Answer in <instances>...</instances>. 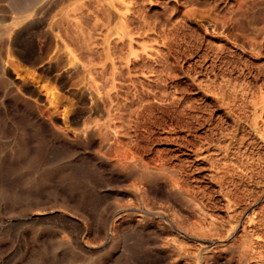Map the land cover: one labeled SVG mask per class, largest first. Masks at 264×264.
Masks as SVG:
<instances>
[{"label":"rangeland","instance_id":"1","mask_svg":"<svg viewBox=\"0 0 264 264\" xmlns=\"http://www.w3.org/2000/svg\"><path fill=\"white\" fill-rule=\"evenodd\" d=\"M263 136L264 0H0V264H264Z\"/></svg>","mask_w":264,"mask_h":264},{"label":"bare ground","instance_id":"2","mask_svg":"<svg viewBox=\"0 0 264 264\" xmlns=\"http://www.w3.org/2000/svg\"><path fill=\"white\" fill-rule=\"evenodd\" d=\"M215 68V67H214ZM213 71V70H212ZM218 75V74H217ZM209 81V80H208ZM234 81V80H233ZM232 87H234V86H232ZM225 88V87H224ZM231 89V88H230ZM246 90V89H245ZM232 91V90H231ZM235 91V90H234ZM247 91V90H246ZM219 92V91H218ZM232 93V92H231ZM221 94V93H220ZM224 94V93H223ZM222 94V96L220 97L221 98V102L225 105V104H228V103H226V98H225V95H223ZM247 94V93H246ZM229 95V94H228ZM227 95V96H228ZM232 95V94H231ZM238 95V94H237ZM242 95V94H241ZM230 96V95H229ZM251 96V95H250ZM232 98H233V95L231 96ZM238 97V96H237ZM245 97V95L243 94V96H241V98H244ZM230 98V97H229ZM232 98H231V100H232ZM228 99V98H227ZM228 100H230V99H228ZM230 100V101H231ZM233 100H234V98H233ZM239 100V99H238ZM240 101H241V99H240ZM248 101V100H247ZM219 102V101H218ZM220 102V103H221ZM242 102V101H241ZM233 103V102H232ZM251 103H252V101H251ZM250 103V104H251ZM238 105V104H237ZM241 105H242V103H241ZM243 105H244V103H243ZM238 106H240V105H238ZM237 106V107H238ZM234 107V106H233ZM233 109V108H232ZM231 108H229V110L231 111L232 110ZM235 110V109H234ZM261 116V115H260ZM249 123V122H248ZM254 125H255V127H257V125H258V122L256 121V123L254 122ZM212 128V127H211ZM221 129V128H220ZM257 129V128H256ZM192 130V129H191ZM214 131V130H213ZM224 134V133H223ZM209 136V135H208ZM263 138H264V136H263ZM222 139H224V137H222ZM219 142V141H218ZM221 145V144H220ZM220 147H222V146H220ZM225 147V146H224ZM223 149V148H222ZM226 149V148H225ZM195 151V150H194ZM237 151V150H236ZM249 152V151H248ZM236 153V152H235ZM237 155V154H236ZM244 155V154H243ZM262 155V154H261ZM230 156V155H229ZM225 157V156H224ZM228 157V156H227ZM232 155H231V159H232ZM237 157V156H236ZM241 157V156H240ZM247 157V156H246ZM249 157V156H248ZM235 158V157H234ZM239 158V157H238ZM251 158V157H250ZM250 158H246L247 160L248 159H250ZM223 159H225V158H223ZM237 159V158H236ZM239 159H242V158H239ZM252 159V158H251ZM213 160V159H212ZM228 160V159H227ZM261 160V159H260ZM263 160V159H262ZM223 161V160H222ZM241 161H243V160H240V164H242L241 163ZM220 162H221V160H220ZM228 162V161H227ZM223 163V162H222ZM226 162H224L223 164H225ZM231 163V162H230ZM233 163H235V162H233ZM227 164V163H226ZM244 164V163H243ZM249 164V163H248ZM261 164V163H260ZM233 164L231 163V166H232ZM263 165V164H262ZM231 166L230 167H228V168H231ZM235 166V165H234ZM242 166V165H241ZM245 166V165H244ZM249 166V165H248ZM264 166V165H263ZM221 167V166H220ZM223 168H224V165L222 166ZM226 167V166H225ZM240 167V166H239ZM251 167V166H250ZM222 168V169H223ZM236 168V167H235ZM247 168V167H246ZM245 168V169H246ZM220 169V168H219ZM225 169V168H224ZM244 169V170H245ZM249 169V168H248ZM251 169V168H250ZM259 169V168H258ZM261 169V168H260ZM262 170V169H261ZM227 171V170H226ZM230 171V170H229ZM250 173H251V171H250ZM223 175V174H222ZM172 180V179H171ZM225 180V179H224ZM222 182H224V181H222ZM236 186V185H235ZM224 192V191H223ZM227 192V191H226ZM237 196V195H236ZM251 196V195H250ZM143 199H144V197H143ZM227 207V206H226ZM251 209V208H250ZM248 212V211H247ZM149 214V213H148ZM151 215V214H150ZM245 216V215H244ZM244 218V217H243ZM237 219V218H236ZM241 222V221H240ZM247 228V227H246ZM250 228V227H249ZM255 228V227H254ZM252 229V228H251ZM247 230V229H246ZM254 230V229H253ZM259 232V231H258ZM251 233V232H250ZM188 236V235H187ZM191 238V237H190ZM203 242V241H202ZM261 244V243H260ZM254 245V244H253ZM246 247V246H245ZM256 253V252H255ZM255 253H253V254H255ZM263 253V252H262ZM258 255V254H257ZM256 257V256H255Z\"/></svg>","mask_w":264,"mask_h":264}]
</instances>
